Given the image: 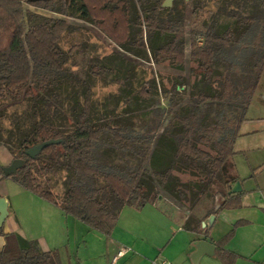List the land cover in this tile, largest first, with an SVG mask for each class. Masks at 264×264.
<instances>
[{"label":"trees","instance_id":"16d2710c","mask_svg":"<svg viewBox=\"0 0 264 264\" xmlns=\"http://www.w3.org/2000/svg\"><path fill=\"white\" fill-rule=\"evenodd\" d=\"M116 1L111 12L120 10L127 21V37L119 47L144 61L163 58L183 69L186 1L170 7H163V0ZM213 1L191 0L192 14L206 12L205 4ZM227 1L191 28L190 59L198 66L191 69L189 104L171 102L178 108L169 117L155 98L162 88L155 76H139L137 66L117 53L85 69L83 77L73 73L76 46L65 49L62 41L80 29L24 9L30 4L90 22L84 0H0V146L8 147L12 160L25 161L9 176L0 166V180L12 179L105 236L123 207L153 203L160 190L178 202H195L201 186L179 180L190 168L218 185L223 201L217 210L239 207L240 194L229 193L239 180L232 157L264 67V0ZM98 83L116 84L118 92L97 101L93 88ZM232 99L243 109L229 131L216 119V108ZM140 112L152 114L151 122L136 123ZM42 143L48 144L34 157L26 154ZM47 173L63 174L60 192ZM243 223H235L218 243L222 246ZM184 226L200 232L201 222L190 215ZM0 236L5 239L0 264H60L58 251H42L36 240L5 234L2 225ZM215 255L222 264H234L236 258L223 249Z\"/></svg>","mask_w":264,"mask_h":264},{"label":"crops","instance_id":"0c3cea01","mask_svg":"<svg viewBox=\"0 0 264 264\" xmlns=\"http://www.w3.org/2000/svg\"><path fill=\"white\" fill-rule=\"evenodd\" d=\"M255 92L264 103V67ZM11 160L0 146V166ZM238 182L240 206L217 210L223 198L215 201L214 211L199 219L200 232L184 226L189 209L146 203L140 208L123 207L112 233L105 236L5 178L0 180V198L7 203L3 233L36 240L42 251H58L60 264H222L215 255L217 249L234 253V264H264V202L254 203L242 179ZM239 221L244 223L221 246L218 242ZM200 239L212 243L214 253L194 260L195 243ZM4 243L0 236V244Z\"/></svg>","mask_w":264,"mask_h":264},{"label":"rangeland","instance_id":"374dc122","mask_svg":"<svg viewBox=\"0 0 264 264\" xmlns=\"http://www.w3.org/2000/svg\"><path fill=\"white\" fill-rule=\"evenodd\" d=\"M84 1L87 3L91 12L92 20H90V22L66 17L49 9L30 4H24V9L48 18L63 19L80 29L77 33L62 41V44L66 47L65 49L71 45L76 46L73 53L74 57L70 61L72 64L70 70L73 73L83 77L85 69L92 65H98L104 57L112 53H117L137 66L139 76L156 77L162 88L155 98L159 99V105L165 110V115L170 113L169 117L174 115V110L177 109L178 106L172 108L171 102L173 101L180 102V105L189 104V85L193 79L191 69H197L198 66V63H194L190 59V30L193 26H199L205 15L207 17V15L209 16L213 12L216 13L223 3L227 5V0H214L213 2L206 3L204 9L206 12H201V15L196 16L192 14L193 4L190 1L186 2L184 6L185 45L183 69L171 67L167 59L160 58L157 62L154 59H150L147 62L123 51L119 47V43L124 41L127 37V21L120 10H113V12H111V7L117 1ZM235 1L239 5L244 3L243 0ZM105 7L108 9H105ZM245 8L247 7L245 6ZM238 10L240 11V8ZM241 11H243V9H241ZM222 21L224 20L222 19ZM235 70L238 75L242 74L238 68ZM93 89L94 97L97 101L108 94H116L118 92V86L116 84L102 86L98 83ZM123 100L130 101V99L125 96ZM115 104L116 103L111 101L108 106L110 109H114L116 106ZM199 109L203 112L205 106L202 105ZM242 109L243 105L235 99L227 101V103H220L216 108V110L219 111L216 115V119L219 118V123L225 130H234L237 120L240 115H242ZM145 113L146 112H140L136 114V118L134 119L136 123L142 125L151 122L152 114ZM1 146L11 156L8 147L3 144ZM203 149L205 148L203 147ZM234 149L233 164L238 177L244 182V186L251 194V198H254V203H259L260 201L264 202V103L259 101L256 92L246 109L245 120L240 125L238 136L235 139ZM206 150L210 151L207 148ZM39 165L40 164H37V166ZM45 177L51 179L50 185L54 187L53 190L55 192L61 191V183L64 179L62 173L55 178L50 173H47ZM179 180L181 182L187 181L197 183L201 186L200 196L195 202L187 204L178 202L167 192L160 190L161 195L157 197V199H154L153 203H157L165 209H176V207L180 209V207L183 206L191 211L190 215L192 217L199 220L208 210L212 209L211 206L214 202L219 201L221 198V195L217 192L218 185L211 182V180L204 177V175H201L197 168H190L188 173L179 176ZM233 227L234 224L230 227V230ZM3 245L0 244V248H2Z\"/></svg>","mask_w":264,"mask_h":264},{"label":"water","instance_id":"95a60500","mask_svg":"<svg viewBox=\"0 0 264 264\" xmlns=\"http://www.w3.org/2000/svg\"><path fill=\"white\" fill-rule=\"evenodd\" d=\"M28 1L34 3V2L46 1V0H28ZM65 1L67 2L68 0ZM174 1L176 0H163L162 6L170 7ZM184 1L188 2L191 0H184ZM47 144L48 143H42L34 147H31L29 150H27L26 154L32 158L35 156V154H37L40 150H42ZM24 163L25 161L23 159H13L9 165L2 166V172L5 176L15 174L17 169H19ZM240 190L241 187L239 182L237 181L234 183L229 193H238L240 192ZM6 215H7V203L3 198H0V226L3 224ZM212 217L213 216H211V218ZM203 253H206L208 255H213L214 245L207 240L200 239L195 243V252L193 255L194 260H197V258Z\"/></svg>","mask_w":264,"mask_h":264},{"label":"built area","instance_id":"2783aa9c","mask_svg":"<svg viewBox=\"0 0 264 264\" xmlns=\"http://www.w3.org/2000/svg\"><path fill=\"white\" fill-rule=\"evenodd\" d=\"M165 264H168V263H165Z\"/></svg>","mask_w":264,"mask_h":264}]
</instances>
